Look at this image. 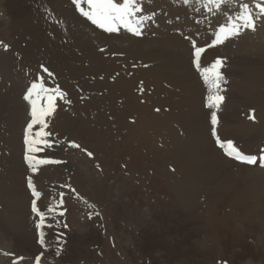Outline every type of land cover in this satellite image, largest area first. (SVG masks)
<instances>
[{
  "label": "rangeland",
  "instance_id": "obj_1",
  "mask_svg": "<svg viewBox=\"0 0 264 264\" xmlns=\"http://www.w3.org/2000/svg\"><path fill=\"white\" fill-rule=\"evenodd\" d=\"M162 1L139 0L140 4L147 2L150 5L148 11L146 10L147 12L142 9L139 14L148 16V14L164 13L165 17L169 16L167 19L177 18V21H174L172 25L167 23V19L165 23L169 25L170 30L176 32L180 29L184 31L186 28V35H192L195 31H199L198 24L203 20L205 21L207 30L204 28L203 33L206 40L197 43V46L207 45L201 54V66L206 65L204 68H208L217 59L222 61L219 71L222 73L223 79L220 82L219 90L215 89L211 95L219 94L224 97L221 102L224 110L221 113L225 116L226 112L229 122V126H224L225 132L233 133L236 131L232 138L240 143L238 139L242 141V136L247 135L243 132H237V129L242 128V122L249 119L247 118L249 109L255 108V106L247 105L248 103L245 107L239 105L236 96L241 99L238 94L243 95L240 87V83L244 81L242 78L245 76L243 69L246 67L249 69L250 66L258 63L263 64L262 67L264 68V56H261L257 47L260 38L264 39L262 37L264 36L262 32L264 31L262 30L264 24H261L264 23V13H261L257 5L264 6V0H223L219 6L209 4L207 0H194L193 2L197 3L194 9L198 10L195 12L193 10L191 12V9L188 10L181 3L175 5L168 0ZM50 2L57 5V8L69 10L71 14L74 13V7L69 0H50ZM171 2L174 3L173 0ZM0 4V109L4 103L9 134L7 144L4 145L2 141L0 142V147H5L0 152V156L10 157L9 162H5L7 169L3 167L4 160L3 162L0 160V189L2 187L4 190L7 189L5 195L0 193V264H262L259 251L262 245L261 240H239L235 235H230V238L227 237L226 240H215L212 242L213 247L210 248L211 240H206L207 227L205 222L193 220L192 217L195 214L190 217L191 210L186 213L180 211L166 196L165 192L157 190L151 184L137 185L134 181H129L133 187H128L127 183L124 182L119 190L115 191L114 189V196L111 199L107 197L105 203L101 205L93 198H89L85 194L82 195L77 186L74 187L71 184L66 186V184L58 183L54 178L55 168L69 169L71 162L77 166L76 157L80 158L81 155H84L85 159H91L90 151L87 154L81 152L84 148L82 147V138L80 139L78 135L68 136L57 130L60 122L65 124L64 126H69L71 123L70 116L78 119V116L87 115L88 105L95 109V111L93 109L89 112H96L97 108L90 106L89 101L86 104V101L90 100L91 97H100L99 104L105 111L111 112L110 109H112L117 112L118 108L122 114L128 117L127 120L131 124L139 118L140 110L148 100V105L152 107L151 113L164 118L162 120L165 124L164 128L176 132L175 143H178V140L191 139V133L195 137L196 129L193 130V128L197 119L198 123L202 122V116L194 118V114L191 113L192 108L189 106L192 98L189 94H185L181 87L189 80L191 81L187 85L191 84V86H195L196 83L200 86V82H197V74L190 69L191 49L188 48L187 42H183L181 35L170 34L171 47L169 49L154 47V52L151 55L139 47L130 46L128 62L121 64L120 60L118 63L115 61L117 67L108 72L109 69H112L108 66L109 63L107 62H110L108 60L106 62L107 67L104 65V71L97 74L100 79H98L100 85H97L91 83L93 80L89 79V75L81 71L74 76L67 77V79L55 73L58 69L63 70L69 67L79 69L82 61H78V58L83 57L84 48L80 49L81 45L78 48L72 47L69 59L65 63L62 62V65L58 59L60 54L52 57L55 46L63 44L70 46V43L58 36L59 33L63 32H60L59 24L55 20L53 21V11L51 12L43 2L39 3L37 0H0ZM156 5L159 8L157 10H155ZM242 5H247L246 11L251 12L255 28L241 29L238 35L230 36L228 41L224 40L221 44L213 45L212 41L215 39L217 26L226 24L229 18L235 20L241 13ZM190 15L193 16V19ZM77 16L81 17L80 15ZM82 19L78 20L76 17L77 22L70 28H75V35L85 44L95 41L98 37L111 41H123L128 37L129 43L140 45L134 37L105 34ZM169 29L166 27L168 33H170ZM91 46L93 48V45ZM95 49L106 51V58H109L108 51L111 50L110 59L115 60V48L112 49L111 45H104L103 47L97 45ZM184 58H187L188 61L186 68L178 63ZM39 63L47 67L52 75L48 76L41 68L39 70ZM50 66H53L51 71ZM144 69L148 72L149 79L140 73ZM188 70L190 72L189 80L186 79L188 75H184ZM191 72L195 75L192 76ZM41 77L44 86H50L49 89L56 85L65 88L68 96L66 95L67 98L61 100L58 95L53 112L43 118L46 124L44 131L50 133L44 139L49 141L50 147L41 144L40 147L43 151L40 153L28 152L30 156L46 159L50 162L42 165L33 162L30 166L24 158L23 153L26 152L21 142L24 136V123L30 117L29 110L32 109V106L29 107L25 95L31 84ZM71 77L72 79H70ZM112 80L113 82H111ZM117 81L123 83L122 89L119 91L116 87ZM258 83L260 87L264 88L262 80ZM233 85L236 86L235 90ZM37 90L34 91L41 92L39 89ZM200 90L202 93L204 92L203 89L200 88ZM41 95L46 97L47 93L43 92ZM233 95L234 97H232ZM40 107L41 105L37 106V108ZM156 108L158 111L154 110ZM221 113L219 109V116ZM257 114L260 117H256V114L252 115L256 120L252 122L254 127L262 124L261 116H264V107H260ZM21 118L25 119L23 123ZM230 120L233 122L240 121V126L234 125ZM84 125L86 126V123ZM158 125L162 127L161 124L158 123ZM73 126L78 128L76 124ZM39 130L40 126L34 125L29 133V139H33L35 132ZM18 131L21 135H18ZM181 131L184 134L182 138L180 137ZM81 134L86 139V134ZM196 134L198 137L195 139L200 140L199 133L196 132ZM258 134L252 132L249 134V138L245 140L248 144L246 148L257 157L264 152V144L260 142L262 136ZM133 141L137 143V146L141 145L139 140ZM73 144H77L79 147H73ZM133 145V147L125 148V151L137 147L136 144ZM144 152L141 151L142 154ZM219 156L224 157L220 151ZM164 159L161 164H173L171 159H169L170 161L167 160V156H164ZM79 163L81 165V162ZM142 163L145 164L137 163L136 165L137 169L139 168L136 177L140 176L143 171L144 174L149 166L151 171L148 170L150 171L148 173L154 170V166L148 165L146 161H142ZM257 163L251 164L249 167L264 171V167H258L261 164ZM89 167L94 169L93 164ZM33 168L36 169L35 172ZM123 169L126 170L125 167H122L121 172L124 171ZM233 171H235L234 167ZM29 178L32 179L35 190L40 193V196L35 197L37 206L45 213L46 223L53 225L51 228L44 227L40 230L36 228L39 217L30 208L34 198L29 194L26 187V181ZM114 184L116 186V182ZM256 184V180L254 182L246 178L241 179L237 182V187L234 186L231 191L223 194V197L226 198L224 200L231 201L232 195L236 197L252 194L257 187ZM225 185L228 186V181ZM87 189L89 188L87 187ZM214 189L208 188L207 192L212 193ZM49 207L54 208L55 212H48ZM226 211L225 207L220 209L221 214L226 215ZM61 212L63 215H58ZM197 212L201 215L204 214L201 210L200 212L197 210ZM246 223L247 220L239 217L234 225L236 229L243 232L244 238L251 233L249 231L251 225L247 227L248 224ZM190 231L189 239H184L185 233L189 234ZM41 232H43V244L40 243ZM58 234H60L59 240L57 239ZM149 234L154 235L157 241L154 245L149 244L154 241H150ZM255 235L257 238L260 233ZM162 241H166L167 244L162 245ZM180 241L184 243L180 244ZM194 243L199 247V253H195L189 247V244ZM173 248L176 249L175 252ZM211 251L213 252L211 253ZM37 257H39L38 262ZM222 258L225 260L223 263L221 262Z\"/></svg>",
  "mask_w": 264,
  "mask_h": 264
},
{
  "label": "bare ground",
  "instance_id": "obj_2",
  "mask_svg": "<svg viewBox=\"0 0 264 264\" xmlns=\"http://www.w3.org/2000/svg\"><path fill=\"white\" fill-rule=\"evenodd\" d=\"M37 1L39 3L43 2L44 5L47 6V8L51 12L53 11L52 12L53 21L55 20L57 24H59L61 28L60 32H63V33H59L58 36L62 37L66 42L70 43V46L64 44L55 46L52 57H55L56 55L60 54L58 59H60L62 65V62L65 63L69 59L70 51H72L71 49L72 47L78 48L79 45H81L80 49L84 48V54H82L83 57L78 58V61L80 62L82 61L81 62L82 64L79 67V69L77 68L71 69V67H69L67 69L64 68L65 70L58 69L57 71H55V73L63 76L64 79H67V77L69 76H74L75 74H78L79 71H81L89 75V79L93 80L91 83L100 85V83H98L97 74L104 71V65H106V62L109 60L110 62H107L109 63V65L108 64L107 65L112 68L109 69L108 72L113 71V69L117 67L115 66V63L116 62L118 63V60L121 61V64L127 63L128 54H129L128 49L130 48V46L139 47L142 50H144V52H149L150 55L152 54V52H154L153 51L154 47H162L164 49H169V47H171L170 46L171 42L169 39L170 33L166 31V27L169 29L170 24L168 25L165 23L167 17L163 15L164 13L163 14L157 13L155 15L148 14V16L151 17V19H147L144 21V29L148 35L143 36L142 38H135V40L138 43H140V45L129 43L128 37H126L123 41H119V40L111 41L98 37L95 41L87 42V44H85L82 42V40H80L78 36L75 35V28H70L71 25L77 22V20H75L76 17H78V20L82 19L81 17L77 16L78 14L76 13L75 9L73 11L74 13L71 14L69 13V10H64L59 7L57 8V5L50 2V0H37ZM160 1L163 2L162 0ZM140 5L142 9L145 10V12H147L148 9L150 8L149 3L147 2L141 3ZM153 5H155V3H153ZM165 8L167 9V7ZM157 9L159 8L156 5L155 10ZM140 16H145V15H140ZM262 32L264 33V31ZM91 45H93V48ZM97 45H100L102 47L104 45L105 46L111 45L112 49L115 48L116 50V51L114 50V52H116L114 54L115 60L110 59L112 53L111 50L108 51L109 58H104V56H106L105 55L106 51H101L100 49L96 50L95 47ZM257 47L261 56L263 57L264 39L260 38ZM178 63L184 68H186L188 64L187 58L181 59ZM189 64H190L189 65L190 69L194 73H196L191 66V59H189ZM262 65L263 64L258 63L254 66H250L249 69L248 67L244 68L243 71L245 73V76H243L242 78L244 81L242 80L243 82L240 83L241 91L243 92V95L244 97H246L247 100L246 104L248 103L247 105L255 106V108L249 109L250 117L247 118L251 119V121L250 122L246 121V125L251 124L252 127H253L252 122L256 121L255 117L253 118L252 115L254 116L256 114V117H260L259 115L260 110H259V114H257V111L260 107L261 108L264 107V88L260 87L258 83L261 80L262 82H264V68L262 67ZM49 69L50 71L53 70V66H50ZM193 72H191L192 76L195 75L193 74ZM140 73L144 74V77L145 78L148 77L149 79L148 72L145 69L143 71H140ZM189 74H190L189 70L187 73L184 74V75H188V77H186L187 80H189ZM70 79H72V77ZM190 81L191 80L186 82L190 83ZM198 81L199 80L197 77V82ZM117 82L118 83L116 87L117 90L119 91L122 89L123 83H121L120 81ZM187 83L183 84L182 87L181 86L180 87L185 92V94H189L191 96L192 100L189 102V106H191L193 110L194 118L197 117L199 118L200 116H202L200 111L201 98L199 95H197V90H199V92L203 95V93L200 90V88L201 89L203 88L200 87L201 83L199 82L198 83L200 84V86L196 83L195 85L196 87L191 86V84L187 85ZM233 88L235 90L236 86H234ZM187 91H189L190 93H188ZM87 102L90 103V106H94L95 108H97V111L89 112V110H93L94 108H91L88 105L86 110L87 115L78 116V119L72 118L70 116L69 118L71 120V123L69 124V126L68 125L64 126L65 124L63 125V123L60 122L57 127V130H60L63 134H67L68 136L78 135L80 139L82 138L81 140L83 141L82 147L84 148L81 147L83 149V151L81 152L87 154L89 153L88 151H90L91 159H85V156L81 155L80 158L76 157L78 161L77 166H74L71 162L69 165V169L68 168L62 169V167L55 168L54 178L58 181V183L66 184V186L67 184L69 185L71 184V186L74 187L77 186V188H79V191L81 192L82 195L85 194L87 195V197L93 198L94 200L98 201L101 205L105 203L107 197L111 199V197L114 196L113 195L114 189L115 191L119 190L120 186L124 182L127 183L128 187H133L132 185H130L129 181H134V183H136L137 185L151 184L157 190H162L163 192H165L166 196L170 198L171 202L175 204V206H177L180 211L186 213L187 211L191 210L193 214L191 213L189 216L192 217V215L194 216L195 214V216L192 217L193 220L195 219L196 222L203 220L205 222L207 227L206 240H211L209 243L210 248L213 247L212 242H214L215 240H222V239L226 240L227 237H229L230 235L232 236L235 235L236 237H238L239 240L242 239L246 241L261 240L262 245L259 250L261 254V258L260 256L259 258L261 263L264 264V171L262 169H252L249 167L250 164L238 163L233 159L224 156L220 152L224 156L222 157L223 159L221 160V158L218 157V154L213 150H211V142L207 138L201 137L202 132L206 129V127L204 126V123L202 122L198 123V119L196 125L194 126V128L193 127L192 128L193 130L196 129L195 133L196 132L199 133L200 140L195 139V137L192 136L193 133H191V139H188L189 141L185 139V140H178V143H175L177 139L176 132L168 128H164L165 124L162 122L164 118L163 117L161 118L159 117V115H155L151 113L152 107L148 105L147 103L148 100L146 102V105H144L143 108L140 110L141 114L139 115V118L136 119L133 122V124H131L127 120L128 117L122 114L118 108H117V112H115L112 109H110L111 112L105 111L99 104L100 97H91L90 100L86 101V104ZM4 107L5 104L2 103L1 105L2 110L0 109L1 110L0 111V136H1L0 142L2 141V143H4L5 145L8 142L9 134H8V119L6 118V109H4ZM206 112L208 111L206 110ZM130 113L132 114L131 111ZM261 119H262V124H264L263 115L261 116ZM24 120H25L24 118H21L22 123L24 122ZM207 120H208V116H207ZM54 123L53 125H55ZM84 123H86V126L84 125ZM158 123L161 124L162 127L159 126ZM74 124H76L78 128L74 127L73 126ZM235 125L238 126L237 124ZM218 132L223 140H230V138H225L222 136L220 132V125L218 126ZM80 133L86 134V139H84L85 136H82V134L80 135ZM18 135H21L19 131H18ZM180 137L182 138V135ZM133 140L135 141L139 140L141 142V145L137 146V143L134 142ZM232 140L234 146H236L243 154L246 155L254 154L249 149L243 148L239 144H237L236 140L234 139ZM133 144H136L137 147H135L133 150L125 151V148L133 147L134 146ZM4 149L5 147H0L1 150L0 152H2V150ZM141 151H145V152L142 154ZM4 153L6 155V152ZM164 156H167V160L171 159V161H173V164H169V163H167L168 165L161 164L164 159ZM9 159L10 157L6 158V156L3 157L0 156V160L2 162L4 160L3 162L4 169H7L6 168L7 164H5V162L8 163ZM142 161L143 162L146 161L148 165H151L152 167L154 166V170L152 169L153 171L151 173H148L151 171L150 170L151 167L149 166L146 170L147 173L145 171L146 174L145 173L143 174L144 171L142 170L143 172L141 171L142 173H140V176L142 177H140L139 175L136 177V172L137 170H139V168L137 169L136 165L137 163L145 164L142 163ZM79 162H81L82 166L80 165ZM89 163H90L89 166L93 164L94 169L88 166ZM122 167L123 168L125 167L126 169V170L123 169L124 170L123 172H121ZM230 167L232 168V170ZM233 167L235 168V171H233ZM244 178L254 182L256 180L257 187L252 192V194H249L247 196L238 195L236 197L232 195V197H230L231 201L224 200L226 198L223 197V194L226 193L227 191H231L234 186L237 187V182ZM227 181L229 187L225 185ZM115 182L117 187L114 186ZM87 187L89 189H87ZM208 188H215V189L212 190V193H208L207 192ZM6 190H4V187H2V189H0V193L2 192V194H4ZM114 205L116 206V204ZM220 207L221 208L225 207L227 209V211L225 212L226 215L220 213V209H221ZM197 210H199V212L201 210L202 212H204V214L201 215L200 213L197 212ZM239 217H243L245 220H247L246 223L248 224L247 227L251 225L249 227L250 228L249 231H251V233L248 236L246 235L245 238L243 237L244 235L243 232L236 229V227L234 226L236 220ZM256 233H260L259 237L257 238H255ZM188 235L190 237L191 231L189 232V234L185 233L184 239L185 238L186 240L189 239ZM148 238L150 239V241L154 240L151 241V243H149L150 245L151 244L154 245L155 243H157L154 235L149 234ZM183 243L184 242L180 241V244ZM161 244L165 245L167 244V242L162 241ZM189 247L192 248L195 251V253L200 252L199 247H197L195 243L191 245L189 244ZM175 250L176 249L173 248L174 252ZM212 252L213 251H211V253ZM224 261L225 260L222 258L221 262L223 263Z\"/></svg>",
  "mask_w": 264,
  "mask_h": 264
},
{
  "label": "snow or ice",
  "instance_id": "obj_3",
  "mask_svg": "<svg viewBox=\"0 0 264 264\" xmlns=\"http://www.w3.org/2000/svg\"><path fill=\"white\" fill-rule=\"evenodd\" d=\"M73 4L76 6L77 10L87 19H89L93 24L98 25L100 28H105L106 31L113 32L118 30L112 25L120 22L121 26L128 28L129 31L133 32L135 35H141L139 30L144 26V21L151 19L150 16H140L138 15L142 11V7L139 3V0H72ZM185 4L189 3V0H183ZM223 0H208L209 4L222 3ZM82 5H87L83 7ZM261 13H264V6L257 5ZM241 13L233 20L232 18L228 19L226 24H219L216 29L215 39L212 41V44H221L224 40L228 39L230 36L238 35L241 29L244 28H255V22L252 18L251 12L246 11L247 5L241 6ZM154 15V14H153ZM193 47V60L192 63L198 70H201V54L205 51L203 47H199L196 44V41H192ZM222 66V61L217 59L211 67L203 68L202 75L206 83H209L211 87L219 90L220 82L223 79L222 73L219 71ZM43 71L51 76L52 73L48 71L47 68L41 66ZM39 89L41 92L47 93L46 97L42 99L46 100L47 107L45 108L41 105L40 108H37L36 100L33 98L34 90ZM37 95L39 93L37 92ZM57 95L63 97L64 93L60 91L59 87L54 89H46L44 87L43 78H38V81H34L31 86L27 89L25 99L29 100L32 105L31 116L32 119L28 123L25 130V144L30 146L28 151L25 153V160L29 162L30 166L33 162L36 164H47L50 161L46 159H37L36 157L30 156L29 151L40 153L43 149L40 147L43 144L45 147H50L49 141L44 139V137L49 136L50 133L45 132L44 128L46 127L44 117L47 116L54 107V101L57 98ZM209 106L216 105L218 106L223 100L224 97L219 94H214L207 98ZM211 124L212 135L216 137V143L218 146L224 147L227 145L225 151L229 156H234L235 159L240 160L247 164H255L257 160L264 162V155L259 157L255 155H246L239 151V149L234 146L231 140L223 141L217 136L215 125L217 124V114L216 112L211 113ZM34 125H39L40 130L35 132L33 139H29V133L33 129ZM73 147H79L77 144H73ZM91 155V153H89ZM35 172L36 169L33 168ZM28 187L32 189L33 197L40 196V193L35 190L33 186L32 179L28 180ZM48 212H55L54 208L49 207ZM32 212L35 213L39 220L36 223L37 230H40L44 227H53L52 224L46 223L45 213L41 211L37 206V201L34 198L32 200ZM58 215H63V213H58ZM41 240L40 243H44L43 232L40 233ZM57 239H60V234L57 235ZM39 257H37V262Z\"/></svg>",
  "mask_w": 264,
  "mask_h": 264
},
{
  "label": "crops",
  "instance_id": "obj_4",
  "mask_svg": "<svg viewBox=\"0 0 264 264\" xmlns=\"http://www.w3.org/2000/svg\"><path fill=\"white\" fill-rule=\"evenodd\" d=\"M240 91V90H239ZM197 95H199L200 96V98L202 99L203 98V95L199 92V90H197ZM239 96H240V98L241 99H239L237 96H236V99H238V100H236L237 102H238V104L239 105H241V106H244L245 107V104H246V97H244V95H240V94H238ZM232 97H234V95L232 96ZM247 108V107H246ZM200 111H201V114H202V123H204V126L206 127V129L202 132V136L201 137H204V138H207L210 142H211V150H213L214 152H216L217 154H218V156H219V150L217 149V148H215V146H214V144H213V142H212V140H211V138H210V135H209V126H208V120H207V118L206 119H204L206 116H207V112H206V110L203 108V101H201V109H200ZM191 113H193V110H192V112ZM226 112H225V116H224V114L223 113H221V115H220V120H221V125H220V132H221V134H222V136L223 137H225V138H232V137H234L233 135H234V132H236V131H234L233 133H226L225 132V130H224V132H222L223 131V127H224V125H226V126H229V122H228V118L226 117ZM249 115H250V111H249ZM249 115H248V117H249ZM249 120V121H248ZM247 121L248 122H250L251 121V119H248ZM231 121V120H230ZM242 121V120H241ZM234 125L235 124H239L240 123V121H237V122H233V121H231ZM240 126V124L238 125V127ZM252 128H253V130H252ZM256 131V132H255ZM237 132H239V133H241V132H243V133H245L247 136H242V141L240 140V139H238L239 140V142L241 143V145H240V143H238L237 141V144H239L241 147H243V148H246V147H248V144L245 142V140H247L248 138H249V134L250 133H252V132H254V133H259L258 135L259 136H262V139L260 140V142H264V124H262V125H260V126H253L252 127V125L251 124H249V125H246V121L244 120L243 122H242V128L241 129H237ZM198 135L195 133V138L197 137ZM187 139V138H186ZM232 139H234V138H232ZM260 139V138H259ZM188 140V139H187ZM235 140V139H234ZM189 141V140H188ZM220 157V156H219ZM221 158V160L223 159L222 157H220Z\"/></svg>",
  "mask_w": 264,
  "mask_h": 264
}]
</instances>
